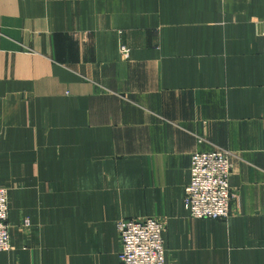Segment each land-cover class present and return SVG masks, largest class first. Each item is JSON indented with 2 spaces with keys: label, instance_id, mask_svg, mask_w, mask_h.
<instances>
[{
  "label": "crops",
  "instance_id": "crops-1",
  "mask_svg": "<svg viewBox=\"0 0 264 264\" xmlns=\"http://www.w3.org/2000/svg\"><path fill=\"white\" fill-rule=\"evenodd\" d=\"M214 149L231 212L194 218ZM0 186V264H120L140 217L166 264H264V0H0Z\"/></svg>",
  "mask_w": 264,
  "mask_h": 264
},
{
  "label": "built area",
  "instance_id": "built-area-1",
  "mask_svg": "<svg viewBox=\"0 0 264 264\" xmlns=\"http://www.w3.org/2000/svg\"><path fill=\"white\" fill-rule=\"evenodd\" d=\"M232 167L230 155L224 149L191 154L190 180L183 195V206L190 216L209 219L229 216L235 197L229 184ZM8 195V187L0 186V251L11 248ZM162 229V222L155 217L120 219L117 222L120 264H166Z\"/></svg>",
  "mask_w": 264,
  "mask_h": 264
},
{
  "label": "rangeland",
  "instance_id": "rangeland-1",
  "mask_svg": "<svg viewBox=\"0 0 264 264\" xmlns=\"http://www.w3.org/2000/svg\"><path fill=\"white\" fill-rule=\"evenodd\" d=\"M230 178V177H229ZM209 219V218H208Z\"/></svg>",
  "mask_w": 264,
  "mask_h": 264
}]
</instances>
